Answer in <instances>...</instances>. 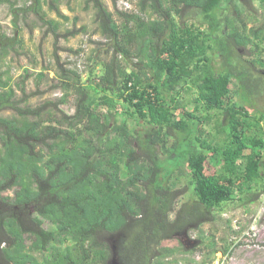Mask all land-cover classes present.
I'll return each instance as SVG.
<instances>
[{
  "label": "trees",
  "instance_id": "16d2710c",
  "mask_svg": "<svg viewBox=\"0 0 264 264\" xmlns=\"http://www.w3.org/2000/svg\"><path fill=\"white\" fill-rule=\"evenodd\" d=\"M130 1L136 10L111 12L87 0L106 42L86 77L58 44L88 29L75 20L59 34L42 0L25 8L54 33L64 96L33 105L29 75L20 97L0 73V264H171L186 249L168 242L214 221L225 204L248 207L264 195V111L250 108L264 90V0L254 11L231 0L224 15L226 0ZM58 2L52 11L69 20ZM189 10L201 19L186 21ZM23 46L0 24V59ZM70 95L73 114L61 108ZM182 176L194 203L181 201Z\"/></svg>",
  "mask_w": 264,
  "mask_h": 264
},
{
  "label": "rangeland",
  "instance_id": "374dc122",
  "mask_svg": "<svg viewBox=\"0 0 264 264\" xmlns=\"http://www.w3.org/2000/svg\"><path fill=\"white\" fill-rule=\"evenodd\" d=\"M0 3V24L5 33L13 36L18 32V37L23 41V49L18 52H12L8 56L0 59V73L4 78H9L17 89L18 96L21 92L18 84H21L24 77L26 79V91L32 98L33 105H40L46 101H58L63 98L64 92L58 87V80L55 76L56 62L54 58V33L50 28L43 24L32 12H25V8L33 6L35 0H3ZM43 9L48 19L56 20L59 25L58 33L65 34L66 31L72 30L77 22V28L86 27L87 33L80 34L76 37L59 40V55L64 62H67L70 68L83 71L84 77L88 75L91 69L90 57L93 50L97 48V43H105L98 33L97 23L95 21V11L87 0H59L58 5L62 13L69 18L65 20L59 17L51 9L52 0H42ZM121 1L118 0L116 8L113 0H104L111 12L117 8L123 10ZM134 3L138 0H132ZM231 0H226L223 4L221 15L233 11ZM258 5L257 0H242L240 6L246 11H254ZM15 10L19 12L18 29L14 24ZM147 17H150L147 15ZM186 21L195 22L201 19L197 11L189 10L185 16ZM84 51L75 54L70 50ZM247 51L241 52L240 57L251 59V56H245ZM107 55L103 54L105 58ZM217 68L221 60L215 59ZM257 70L260 72L262 70ZM255 73L258 75V71ZM264 71V69H263ZM45 73L46 77L39 80V74ZM238 90V89H237ZM235 95V94H234ZM62 110L68 114L74 113V96L70 95L68 102L62 105ZM251 112L257 113L264 111V90L257 100L250 105ZM11 113H6L10 115ZM133 128L138 132H143V127L137 126L132 119H127ZM123 121V120H122ZM210 130V128H209ZM161 149L158 154L163 157ZM208 172H221L220 165L209 168ZM187 171L184 169V175ZM179 189L182 190V202L194 203L197 198L194 195V186L188 176H182ZM215 215L214 221L205 224L200 230L187 231L188 235L197 240L198 244L192 249H186V252L177 253L171 259L175 260L171 264H264V195L250 205L243 206L236 201L231 204H225L221 209L213 210ZM42 222V221H41ZM45 226H48L44 222ZM204 235L206 240L200 242L199 236ZM180 240L176 239L168 242L167 246H180ZM212 248L216 253L211 252Z\"/></svg>",
  "mask_w": 264,
  "mask_h": 264
},
{
  "label": "water",
  "instance_id": "95a60500",
  "mask_svg": "<svg viewBox=\"0 0 264 264\" xmlns=\"http://www.w3.org/2000/svg\"><path fill=\"white\" fill-rule=\"evenodd\" d=\"M178 238L186 249H192L198 244V241L191 238L188 233H185L184 235H179Z\"/></svg>",
  "mask_w": 264,
  "mask_h": 264
},
{
  "label": "built area",
  "instance_id": "2783aa9c",
  "mask_svg": "<svg viewBox=\"0 0 264 264\" xmlns=\"http://www.w3.org/2000/svg\"><path fill=\"white\" fill-rule=\"evenodd\" d=\"M121 7L125 11H134L136 10V6L130 0H122Z\"/></svg>",
  "mask_w": 264,
  "mask_h": 264
},
{
  "label": "flooded vegetation",
  "instance_id": "af4514ba",
  "mask_svg": "<svg viewBox=\"0 0 264 264\" xmlns=\"http://www.w3.org/2000/svg\"><path fill=\"white\" fill-rule=\"evenodd\" d=\"M262 73L264 74V71Z\"/></svg>",
  "mask_w": 264,
  "mask_h": 264
}]
</instances>
